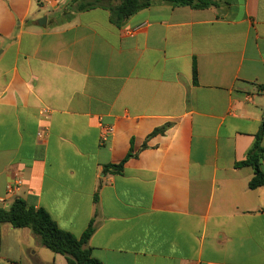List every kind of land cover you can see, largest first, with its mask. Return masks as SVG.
Returning <instances> with one entry per match:
<instances>
[{"label": "crops", "instance_id": "obj_1", "mask_svg": "<svg viewBox=\"0 0 264 264\" xmlns=\"http://www.w3.org/2000/svg\"><path fill=\"white\" fill-rule=\"evenodd\" d=\"M212 1H155L117 27L102 8L65 15L71 0H0L5 207L76 237L94 219L102 264H264V187L237 165L264 149V0ZM0 264L67 261L1 224Z\"/></svg>", "mask_w": 264, "mask_h": 264}, {"label": "trees", "instance_id": "obj_2", "mask_svg": "<svg viewBox=\"0 0 264 264\" xmlns=\"http://www.w3.org/2000/svg\"><path fill=\"white\" fill-rule=\"evenodd\" d=\"M155 1L169 4L172 7L189 6L194 9H205L218 5L212 0H71V6L64 13L69 16L71 12L102 8L109 11L111 22L117 27H121L129 18L139 11L149 8ZM193 77L196 83L197 68L195 64ZM169 126L167 124L154 130L147 139L156 135H163ZM145 148H147L146 143L142 149ZM263 152L261 135H259L249 151L247 159L237 164L238 166H251L254 169V177L249 182L250 189L264 187V173L260 169V159ZM135 156L131 148L121 163L107 166L105 169L120 174L129 159ZM97 199L98 197L95 196V201ZM1 224H10L16 229H30L43 247L65 257L67 264H102L92 256V249L88 247V242L95 232L94 219L86 231L80 237H76L61 230L45 209L36 208L29 205L25 200L17 198L8 207H0Z\"/></svg>", "mask_w": 264, "mask_h": 264}, {"label": "built area", "instance_id": "obj_3", "mask_svg": "<svg viewBox=\"0 0 264 264\" xmlns=\"http://www.w3.org/2000/svg\"><path fill=\"white\" fill-rule=\"evenodd\" d=\"M113 133V128L112 127H108L107 129H105V132L103 133L101 140L104 142L106 141V138L111 135ZM23 184V181L17 177L13 183H11L10 185L7 186V192L8 193H12L14 190L19 189V187ZM0 205H2L3 207L6 206V203L4 200H0ZM8 206V205H7Z\"/></svg>", "mask_w": 264, "mask_h": 264}, {"label": "water", "instance_id": "obj_4", "mask_svg": "<svg viewBox=\"0 0 264 264\" xmlns=\"http://www.w3.org/2000/svg\"><path fill=\"white\" fill-rule=\"evenodd\" d=\"M43 21H46V19H45V18H43Z\"/></svg>", "mask_w": 264, "mask_h": 264}]
</instances>
